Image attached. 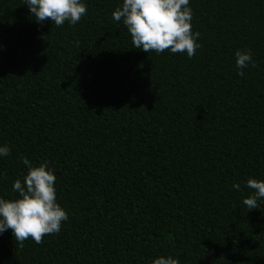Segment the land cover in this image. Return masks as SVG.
Returning a JSON list of instances; mask_svg holds the SVG:
<instances>
[{"label":"trees","instance_id":"obj_1","mask_svg":"<svg viewBox=\"0 0 264 264\" xmlns=\"http://www.w3.org/2000/svg\"><path fill=\"white\" fill-rule=\"evenodd\" d=\"M81 2L57 27L0 0V198L47 162L68 215L40 244L0 233V264H264V199L243 203L264 181V0H189L191 58L134 48L123 0Z\"/></svg>","mask_w":264,"mask_h":264},{"label":"clouds","instance_id":"obj_2","mask_svg":"<svg viewBox=\"0 0 264 264\" xmlns=\"http://www.w3.org/2000/svg\"><path fill=\"white\" fill-rule=\"evenodd\" d=\"M25 4L37 23L51 21L57 27L65 21L75 25L87 14V7L81 0H25ZM112 17L117 22L123 20L134 48L144 52H186L191 58L201 47L196 42L201 34L192 31L189 0H123ZM76 44L78 46L79 42ZM235 57L236 67L241 69L238 75L243 76V69L249 64L256 66L251 49H237ZM10 152L8 146L0 147V156H8ZM23 163L28 172L23 180L16 179L12 186L19 198H0V233L11 229L21 248L29 237L40 244L44 236L59 233L62 222L68 219L67 213L56 202V176L47 162L34 167L27 158H23ZM246 186L254 191L243 200L244 205L249 210L259 208L257 201L264 199V181L249 178ZM233 187L238 190L240 185L233 184ZM151 264H179V260L161 256Z\"/></svg>","mask_w":264,"mask_h":264}]
</instances>
